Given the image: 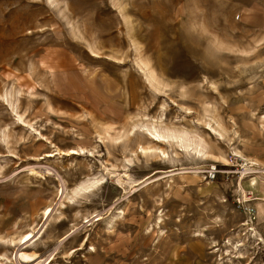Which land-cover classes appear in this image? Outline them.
Masks as SVG:
<instances>
[{"label":"rangeland","instance_id":"rangeland-1","mask_svg":"<svg viewBox=\"0 0 264 264\" xmlns=\"http://www.w3.org/2000/svg\"><path fill=\"white\" fill-rule=\"evenodd\" d=\"M153 126L211 156L155 144ZM17 250L264 264V0H0V264H27Z\"/></svg>","mask_w":264,"mask_h":264},{"label":"bare ground","instance_id":"bare-ground-1","mask_svg":"<svg viewBox=\"0 0 264 264\" xmlns=\"http://www.w3.org/2000/svg\"><path fill=\"white\" fill-rule=\"evenodd\" d=\"M91 54H95L94 52L91 53ZM142 65H143V72H144V76H145V79L148 81V83L153 87V88H158L156 87V85L158 84L157 83V78L155 76V74L153 73V71L151 69L148 68V63H145V62H142ZM141 70V69H140ZM55 73L56 72H51L50 75L52 76H55ZM65 73V72H64ZM91 78V77H90ZM52 83V81H51ZM160 86V85H158ZM83 96V95H82ZM16 115L18 116V120H21V115H18L16 113ZM145 132L146 135H149L150 136V139L152 142H155V144H161L163 143L164 141H167L168 143L170 144H175V145H179L183 152L185 154H188V155H196V156H200V157H203V159L207 158V157H210L211 156V153L209 151H206V147L208 146L209 147V144H207V142L203 141V139H201L200 137H197V136H194L192 135V133L188 132V131H185V130H178V129H169V128H166V129H158L156 128L155 126L153 127H150V128H146L145 129ZM145 134V133H144ZM82 150V149H81ZM74 151V150H73ZM80 151V150H79ZM140 151L141 153L145 154L147 152H155L154 149L151 150V148H147V149H144L142 147H140ZM71 152V151H70ZM73 153V152H72ZM82 153V152H81ZM161 153L164 155L165 153L161 151ZM54 154V153H53ZM47 157H50L52 154L50 153H47L45 154ZM234 156H237V154H235ZM52 157V156H51ZM242 157V156H241ZM244 158V157H243ZM223 159V158H222ZM247 159V158H246ZM224 161L227 162V159H223ZM251 163V162H250ZM192 170V169H191ZM31 172L33 174L36 175L37 172L31 170ZM195 173V172H194ZM126 176V175H125ZM118 179V178H117ZM93 180V179H92ZM119 180V179H118ZM117 180V181H118ZM96 182H89L87 183L86 185L78 188V189H75L73 191V193L75 195H78L80 193H84L85 191H88L90 188H93V187H96L98 185V180H95ZM121 182V181H120ZM119 182V184H120ZM61 190V189H60ZM63 192H61V195H62ZM250 199V198H248ZM62 208V207H61ZM50 213H52L50 211V207H47L43 210V219H44V222H46V220L49 218L50 216ZM100 218V217H99ZM43 225L44 223L42 224L41 228H39L40 230L38 231V233L41 231V229L43 228ZM247 230V229H246ZM33 232V231H32ZM35 232V231H34ZM37 232V231H36ZM43 232V231H42ZM71 233V232H70ZM256 234V233H255ZM70 235V234H68ZM258 234H256L257 236ZM195 236H202L200 235L199 233L196 234ZM70 237V236H69ZM249 237V236H248ZM34 238V235L33 233L29 232V233H26L24 235H22L19 239H18V242H17V245L20 246V247H24L26 246L32 239ZM37 238V237H36ZM260 239V238H259ZM36 240V239H35ZM33 241V240H32ZM263 243V242H262ZM261 243V244H262ZM33 244V243H31ZM229 244V243H227ZM226 244V245H227ZM242 244V243H241ZM240 244V245H241ZM10 246H15L14 243L12 242V244H9ZM232 245V244H230ZM29 246V245H28ZM229 247V246H228ZM231 247V246H230ZM215 250L212 251L213 253H216L218 251L217 247H213ZM233 248V247H232ZM78 249V248H77ZM238 250V249H237ZM92 252L93 251V247H92ZM223 254V253H222ZM230 254V253H229ZM240 254V253H239ZM226 256V255H225ZM228 256V255H227ZM234 256V255H233ZM239 256V255H238ZM242 256V255H241ZM52 257V255L50 256ZM49 257V259H50ZM220 257V256H219ZM246 257V256H245ZM13 258L14 260L16 261V263H33V262H36L37 260H39V256L36 252H31V253H28V252H23V251H15V253L13 254ZM48 258V257H47ZM244 258V257H243ZM48 259V260H49ZM43 260V259H42ZM48 260H45V261H48ZM14 261V262H15ZM44 262V260H43ZM42 262V263H43ZM48 263V262H47ZM51 264V263H50ZM219 264V263H218Z\"/></svg>","mask_w":264,"mask_h":264},{"label":"built area","instance_id":"built-area-1","mask_svg":"<svg viewBox=\"0 0 264 264\" xmlns=\"http://www.w3.org/2000/svg\"><path fill=\"white\" fill-rule=\"evenodd\" d=\"M218 173V170L215 166H213L212 168H210L209 170H206L205 171V178L208 180V181H213L216 177Z\"/></svg>","mask_w":264,"mask_h":264},{"label":"crops","instance_id":"crops-1","mask_svg":"<svg viewBox=\"0 0 264 264\" xmlns=\"http://www.w3.org/2000/svg\"><path fill=\"white\" fill-rule=\"evenodd\" d=\"M178 257H177V254H176V258H173L172 259V264H176V263H180V262H178Z\"/></svg>","mask_w":264,"mask_h":264}]
</instances>
